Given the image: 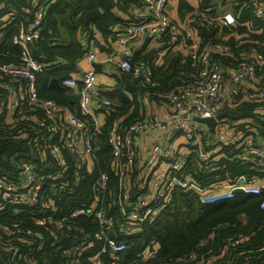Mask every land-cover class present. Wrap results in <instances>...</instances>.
I'll return each instance as SVG.
<instances>
[{
    "label": "built area",
    "instance_id": "2783aa9c",
    "mask_svg": "<svg viewBox=\"0 0 264 264\" xmlns=\"http://www.w3.org/2000/svg\"><path fill=\"white\" fill-rule=\"evenodd\" d=\"M43 1L28 0L32 20L27 27L21 25L12 35L13 42L21 48L20 63L0 62V84L11 87L18 83L28 110L33 112L37 108L42 111L43 117L39 119L35 115L24 118L35 120L40 126L37 128L43 132L41 153L49 158L45 166L49 164L51 170L40 174L33 164L26 162L17 174L0 172L1 264H54L55 258L63 264H86L81 259L84 255L93 264H121L116 256L127 246L120 239L136 234L144 223L154 220L170 202L175 190L192 192L201 204L214 203L237 194L262 195L263 176L246 178L240 175L228 182L201 185L190 176L188 162L194 152L195 160L202 165L201 170L210 172L212 168L207 163L215 159L223 146L239 144L247 154L256 158V166L264 170V139L239 136L240 132H231L228 124L218 118V112L224 106L236 103L242 96L251 100L264 99V73L259 74L264 65V53H249L246 49V56L224 69L218 54L231 55L232 48L225 42L229 36H221L214 44H203L202 39L214 38L215 34L218 37L222 27L237 25L238 20L232 12L214 14L205 9H195L181 20L167 10L168 0H139L133 12L135 20H128L124 24V34L115 38L117 49L108 58L111 68L128 73L131 78L140 79L151 87L159 85L153 79L148 63L132 59L141 47L143 34L147 33L155 46L177 47L181 55L189 57L191 67L198 70L186 85L170 90L167 95L170 110L165 117L136 119L124 127H119L115 121L108 128L109 164L118 176L113 195L109 199L104 198L110 191L109 174L101 171L94 180L96 198L88 206L70 204L64 208V193H71L70 184L78 181L79 169L86 168L85 174L89 175L96 161L93 134L100 128V122L92 103L98 95L97 72L92 67L82 71L79 78L71 76L63 80L66 86L78 87L79 114L69 112L61 127L58 123L63 118L60 104L37 94L36 74L43 71L46 64L34 57L30 49V45L35 46L39 38L45 18L46 2ZM251 4L253 18L263 21L264 0H252ZM15 19L14 12L2 16L0 28L8 27ZM202 28L210 34L209 37L201 35ZM238 42L241 44L245 40ZM85 50V58L91 63L96 62L94 50L89 47ZM5 79L7 81H3ZM254 81L252 89L243 88ZM101 103L112 102L103 98ZM20 104V101L7 103L4 116L11 117L13 105L19 108ZM25 112L22 108L18 110V114L24 115ZM196 117L213 118V130L207 124L197 122ZM210 131L212 137L209 136ZM144 136L151 140L143 158L142 172L135 178L140 187L144 185L146 188L139 192L130 188L127 177L131 176L133 168H137L140 158L137 143ZM179 136L186 139V152H182L179 145H174ZM64 150L73 159L72 167ZM133 191L136 193L134 197L131 195ZM110 203L118 209L117 219L106 210ZM260 206L264 207V200ZM8 207L29 210L25 219L12 220L11 214L5 213ZM85 217L96 225L91 233L85 232ZM228 244L236 247L239 240L233 239ZM202 245L203 241L192 251L174 259L172 264H212V255H204L200 250ZM49 253H52L51 257H48ZM156 254V240L151 239L138 254V264H146Z\"/></svg>",
    "mask_w": 264,
    "mask_h": 264
},
{
    "label": "trees",
    "instance_id": "16d2710c",
    "mask_svg": "<svg viewBox=\"0 0 264 264\" xmlns=\"http://www.w3.org/2000/svg\"><path fill=\"white\" fill-rule=\"evenodd\" d=\"M213 1L200 0V9L212 7ZM220 1L223 5L231 2L239 24L236 26L237 31L249 35L242 44H238V40L233 35L225 41L232 48V53L231 55L220 53L218 57L224 69H227L239 58L246 56V49L249 53L255 51L264 53V20L259 21L252 17V0ZM43 2H46V12L39 30L40 35L35 46L30 45L33 56L46 64V68L36 74L37 94L40 98L54 99L60 104L62 111L68 109L74 114H79L76 94L78 87L72 91V88L63 84V80L75 76L72 75L77 70L75 62L84 56L85 47L103 49V44L101 45L95 38V34L100 35L104 45H108L107 43L116 38L118 31L114 28H121L126 22L119 13H129V11L132 13V8L139 0H44ZM180 3L187 10H191L184 0ZM91 9L97 11V16L85 22V13ZM11 12L15 13L16 19L12 20L8 27L0 28V62L19 64L21 48L13 42L12 35L21 25L28 26L33 17L32 8L28 0H0V18ZM232 29L234 28L224 26L222 32L231 33ZM249 29H252L251 32ZM219 40L214 35L211 39L203 38L202 42L213 44ZM142 52L136 50L133 59L150 62L153 79L159 85L151 87L140 79L131 78L128 73L119 72L115 75L116 82L113 86H103L99 91L97 90L96 100L100 101L99 111L103 114V120L100 128L93 134L94 142L98 147L95 151L96 161L89 175L85 174L86 168L79 169L78 181L70 184L71 193H64L62 199L64 208L70 204L88 206L90 201L96 198V193H93L94 180L101 171H107L109 174L110 191L104 198L109 199L113 195L118 176L113 166L109 164L110 148L106 135L108 128L115 121L119 127H124L136 119L144 118L135 111L137 105L142 104L144 96L157 103L166 104L170 90L175 86L186 85L198 70L191 67L188 56L170 53H166L162 57V63L155 67L153 60L159 55L157 51L151 49L144 54ZM261 72L264 73V65L259 74ZM50 77L58 79L57 86L49 85ZM1 85L0 108L3 112L0 113V172L17 174L20 167L28 162L33 164L40 174H45L51 170V166L49 164L45 166L49 158L41 153L43 132L37 128L40 126L35 120L24 118L35 115L39 119L43 114L39 113L37 108H34L33 112L28 110L23 97L19 108L26 110L24 115L18 114V108L16 111L13 110L11 117L6 118L4 115L7 103L2 95V92H5L2 91L5 84L1 83ZM103 88L106 90L103 91ZM138 97L141 98L140 101ZM103 98L112 103L102 104ZM72 100L76 105L72 104ZM218 118L228 124L231 132H240L242 137L251 135L253 139H264V99L241 98L234 104L224 106L218 112ZM64 122L63 114V118L58 123L63 127ZM87 122L92 129L91 122L89 120ZM209 136H213L211 131ZM64 153L72 167L73 159L70 153L66 150ZM188 163L190 176L201 185L228 182L240 175L246 178L264 177V170L256 166V158L247 154L239 144L223 146L215 159L207 163L208 167L212 168L210 172L201 170L202 165L195 160L194 152L190 154ZM142 166L143 158L140 157L137 168H133L131 176L127 177L130 188L139 192L146 190L144 185L140 187L139 181H135L142 172ZM261 200H264V191L259 196L237 194L232 198L201 204L192 192L175 190L170 202L154 220L144 223L136 234L126 235L120 239L129 250L119 253L116 259L121 264H138V254L149 240L155 239L157 254L148 259L146 264H172L174 259L192 251L201 241L203 245L200 250L206 256L212 255V264H224L228 261L231 264H264V207L260 206ZM28 210L29 208L24 207H16L14 210L8 207L5 213L11 214L12 220L25 219ZM106 210L113 218L119 217L118 209L113 203H110ZM224 223L227 225L221 228L220 225ZM83 224H85V232L91 233L96 227L95 223L86 217ZM233 239H238L239 244L236 247H229L228 243ZM95 246L99 247V244ZM97 250L98 248L95 249ZM248 250L250 252H246ZM247 255L250 257L247 258ZM51 256L52 253H49L48 257ZM81 259L86 264H93L87 255L82 256ZM54 264H63V262L55 258Z\"/></svg>",
    "mask_w": 264,
    "mask_h": 264
},
{
    "label": "crops",
    "instance_id": "0c3cea01",
    "mask_svg": "<svg viewBox=\"0 0 264 264\" xmlns=\"http://www.w3.org/2000/svg\"><path fill=\"white\" fill-rule=\"evenodd\" d=\"M180 1H182V0H168L167 10L171 11L172 16L176 19H181V20L186 19L193 10L200 9V0H184L185 4L188 5L191 8V10H187L185 6H181ZM228 3H230V8L232 9L231 2H228ZM228 3H226V4H228ZM226 4H224V5H226ZM138 5H139V2H138V4H136L132 8V13H130V11H129V13L120 12L119 16L121 18H123V20L126 22L128 20H135V16L133 15V12H134V9H136L138 7ZM212 5H213L212 7L206 8L205 10H208L214 14H219L220 12H222V13L226 12V11H218L221 6L222 7L224 6L220 0H214ZM230 12H232L234 14L233 11H230ZM84 21H85V19H84ZM89 21H91V20H89ZM237 25H239V24H237ZM237 25L228 26V27L234 28L231 30V33H227V32L224 33L221 30L218 38H220L221 36L231 37L233 35L234 38L237 37L239 41H244V40L248 39L249 35L247 33H239L237 31V29H236ZM247 26H249V25H247ZM118 28L119 27L114 28L115 31H118L117 35L119 36V35L124 34V26L119 28V29ZM247 28H249V27H247ZM251 30H250V32H251ZM200 33L202 35V32H200ZM213 34H214V31H213ZM215 37H217L216 34H215ZM95 38L100 42L101 45L103 44L102 45L103 49H99L97 47L91 48L92 50H94V53L96 54V62L91 63L88 59L85 58V56H82L81 58L76 60L75 65H76L77 70H76V72L72 73V75H75L73 77L79 78V74L82 71L88 70L89 68H92L94 63L100 64L101 65V72L97 73V82H98L97 90L99 91L100 88L103 86H106V87L113 86L116 82L115 75L117 73H119L120 71L118 69H112L109 62H108V58L111 57L112 55H114L115 54L114 52L117 49V42L115 41V37L113 40H111L109 43H107L108 45H106V44L104 45V42L100 38V35L95 34ZM142 39H143V37H142ZM142 44H143V41L141 43V47L137 50L143 51L142 52L143 54H144V52L151 50V49H155L157 51V54H159L158 57H156L153 60V64H155V67H156V65H159L162 63V57L166 53L180 54L177 47L167 49L162 45L155 46V44L151 41V38L145 47H142ZM134 55H136V54H134ZM134 55H133L132 59L134 58ZM183 57H185V56H183ZM133 61H139V60L133 59ZM145 62L148 63V67L151 69V72L153 75V69H152L151 63L148 61H145ZM52 79L56 80V83L53 85H50V82ZM254 84H255V81L253 82V86H254ZM49 85L50 86H57L58 85V79L56 77H50L49 78ZM0 86H2V85L0 84ZM3 88L4 89L2 91H5V92H2V95H3L4 100L8 104H12L13 102L15 103L17 101L18 102L22 101L21 99L23 98L24 92L21 91L20 85L18 83H13V85L11 87L10 86L9 87L4 86ZM73 89L74 88H72L71 90L73 91ZM104 90H106V88H103V91ZM74 92H75V90H74ZM96 93H97V91H96ZM76 94H77V98H78V91L76 92ZM140 99L141 98L138 97V101H140ZM71 102L73 105H76L74 103V100H72ZM92 104H93V108L97 112V114H96L97 119L99 120V122L101 124V122L103 120V114L101 113V111H99L100 104L96 99L93 101ZM14 108H15V106L13 105L12 110L16 111L18 109V108H15V109ZM75 109H77V107H75ZM169 110H170V108L168 107L167 103L166 104H163V103L160 104V103L155 102L154 100L149 99L147 96H144L142 98V104H138L135 111L137 112V114L140 117L161 119L168 114ZM38 111H39V113L42 114L41 110H38ZM69 112H72V111H70L68 109H65L62 111V115L64 114V118L67 117ZM72 113H74V112H72ZM238 135L241 136V134H238ZM150 140L151 139L149 136H144L138 141L137 145H138V149L140 150L139 157L144 158V156L147 152V148H148V144L150 143ZM97 149H98V147H96V150Z\"/></svg>",
    "mask_w": 264,
    "mask_h": 264
},
{
    "label": "water",
    "instance_id": "95a60500",
    "mask_svg": "<svg viewBox=\"0 0 264 264\" xmlns=\"http://www.w3.org/2000/svg\"><path fill=\"white\" fill-rule=\"evenodd\" d=\"M96 16H97V11H96L95 9H91V10L87 11V12L85 13V22H87V21H89V20H93ZM201 32H202V34H204L206 37H209V36H210V34L205 30V28H202ZM149 41H150V36H149L147 33H144V34H143V44H142V47H145L146 44H147ZM35 50L37 51V48H36ZM93 68L95 69V71H96L97 73H98V72H101V65H100V64H95V63H94V64H93ZM55 83H56V80H53V79H52L51 82H50V85H53V84H55ZM195 120H196L197 122L207 124L208 127H209V129H210L211 131H212L213 128H214V123H215V121H214L213 118H207V117H205V118H200V117H196ZM235 192L239 193L240 190H235ZM135 194H136V193L133 191V192L131 193L132 197H134ZM198 213L200 214L201 211L199 210ZM226 225H227V224L224 223V224H221L220 227H221V228H224ZM128 250H129V248L126 247V248H125V252H128Z\"/></svg>",
    "mask_w": 264,
    "mask_h": 264
},
{
    "label": "rangeland",
    "instance_id": "374dc122",
    "mask_svg": "<svg viewBox=\"0 0 264 264\" xmlns=\"http://www.w3.org/2000/svg\"><path fill=\"white\" fill-rule=\"evenodd\" d=\"M233 11V9H231L230 8V3H228V4H226V5H224L223 7L221 6L220 7V9L218 10V11ZM220 13H222V12H220ZM252 87H253V82H250L249 84H245L244 86H243V88L245 89V90H250V89H252ZM241 98H246L245 96H242ZM240 98V99H241ZM186 143V139L183 137V136H179L178 138H177V140L174 142V145L175 146H177V145H179L180 146V150L182 151V152H186V148L184 147V144Z\"/></svg>",
    "mask_w": 264,
    "mask_h": 264
}]
</instances>
